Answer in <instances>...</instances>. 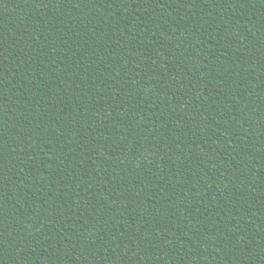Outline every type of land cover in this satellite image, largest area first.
Here are the masks:
<instances>
[{
    "label": "trees",
    "instance_id": "1",
    "mask_svg": "<svg viewBox=\"0 0 264 264\" xmlns=\"http://www.w3.org/2000/svg\"><path fill=\"white\" fill-rule=\"evenodd\" d=\"M0 264H264V0H0Z\"/></svg>",
    "mask_w": 264,
    "mask_h": 264
}]
</instances>
